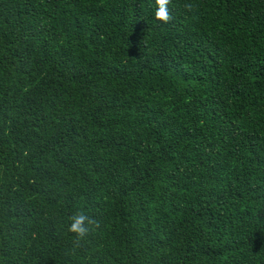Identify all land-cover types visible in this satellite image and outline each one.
Here are the masks:
<instances>
[{
    "label": "trees",
    "instance_id": "1",
    "mask_svg": "<svg viewBox=\"0 0 264 264\" xmlns=\"http://www.w3.org/2000/svg\"><path fill=\"white\" fill-rule=\"evenodd\" d=\"M156 8L0 0V264H264V0Z\"/></svg>",
    "mask_w": 264,
    "mask_h": 264
},
{
    "label": "clouds",
    "instance_id": "2",
    "mask_svg": "<svg viewBox=\"0 0 264 264\" xmlns=\"http://www.w3.org/2000/svg\"><path fill=\"white\" fill-rule=\"evenodd\" d=\"M155 2L157 5L154 13L155 20L161 21L165 24L169 23L172 20V16L168 9V5L170 4L171 0H155ZM185 8L191 11L193 9V5L186 4ZM70 219L71 224L68 231L74 233L78 240H82L84 237H86L90 232L91 226L97 224L95 219L90 218L84 212H78Z\"/></svg>",
    "mask_w": 264,
    "mask_h": 264
}]
</instances>
